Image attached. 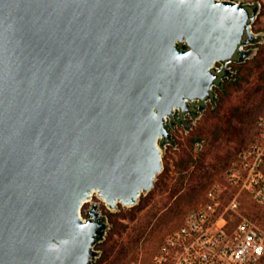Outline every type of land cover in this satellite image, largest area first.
<instances>
[{"label": "water", "instance_id": "95a60500", "mask_svg": "<svg viewBox=\"0 0 264 264\" xmlns=\"http://www.w3.org/2000/svg\"><path fill=\"white\" fill-rule=\"evenodd\" d=\"M249 17L232 1L0 0V264L99 258L84 205L154 189L167 115L210 94L245 30L254 43Z\"/></svg>", "mask_w": 264, "mask_h": 264}, {"label": "rangeland", "instance_id": "374dc122", "mask_svg": "<svg viewBox=\"0 0 264 264\" xmlns=\"http://www.w3.org/2000/svg\"><path fill=\"white\" fill-rule=\"evenodd\" d=\"M258 27L264 28V14L259 19ZM261 67L256 69L249 80L243 81L241 86H237L232 93L227 96L224 106L221 109V116L213 120H205L208 133L204 136V140L196 144L194 152L196 156L207 153L206 167L204 170L197 171L198 175L193 179L189 177L185 188L175 197H170V192H164L162 187L157 188L150 197L147 207L139 213L135 222L130 220V216L122 214H113L112 219L119 220L124 224L131 226L138 225L140 219L149 216L152 218V225L148 231V242L140 248L135 259L129 264H151L154 254L157 252L160 239L166 237L169 233L179 227L182 219L193 209L200 206L206 199L207 192L216 186L226 188L224 194V203L228 205L231 197L239 190L228 186L226 175L233 163L238 160L239 153L258 142L259 129L258 120L264 116V48ZM241 117H237L235 123L237 129L227 131L220 139H215L213 133L217 125L225 126L222 117L226 116L230 111H236ZM240 128V129H239ZM181 142V149H171L167 155L166 163L170 169L171 177H175L172 182L175 183L179 174L176 173V162L180 153L187 148V136L177 137ZM249 146V147H247ZM194 170V167H193ZM193 170L190 172L192 175ZM253 198L250 194L243 192L241 195L242 215L246 216V212L253 205ZM128 207H125L127 210ZM110 214L111 210L106 209ZM248 217V216H247ZM170 219L166 227H158L163 219ZM235 220L239 219V215L234 216ZM261 225V224H260ZM263 228L264 226L261 225ZM157 228V230H155ZM151 236H153L151 238ZM115 239L118 237H114ZM109 261L104 262L107 264Z\"/></svg>", "mask_w": 264, "mask_h": 264}, {"label": "built area", "instance_id": "2783aa9c", "mask_svg": "<svg viewBox=\"0 0 264 264\" xmlns=\"http://www.w3.org/2000/svg\"><path fill=\"white\" fill-rule=\"evenodd\" d=\"M258 142L239 153L228 170V186L237 188L228 205L225 189L211 188L199 207L169 233L151 264H258L264 256V228L242 215L241 195L246 192L264 205V116L258 120ZM238 222L233 227L235 215ZM231 216V217H230Z\"/></svg>", "mask_w": 264, "mask_h": 264}, {"label": "trees", "instance_id": "16d2710c", "mask_svg": "<svg viewBox=\"0 0 264 264\" xmlns=\"http://www.w3.org/2000/svg\"><path fill=\"white\" fill-rule=\"evenodd\" d=\"M260 43L262 44L256 48V52L248 60L237 66L238 71L236 73V80L229 86L227 85L226 92L221 94L218 107L209 111V113H207V115L199 123L198 127L189 135H187L188 147L183 149V151L180 153L179 159L176 162L175 171L177 174H179L177 181L173 184L171 182L175 179V177H171L169 173L171 168L167 166L166 157L164 162V170L158 177L154 189L151 192L144 194L138 205L129 207L127 210H125L123 205H120L117 210H111L110 214L108 213L111 228L108 237L99 245V249L97 250L101 253L100 257L93 260L92 264H103L107 261H109L107 264H129L133 259H135L140 248L143 247L146 242H148V239H150L148 238L147 234L152 225V218L149 216L144 217L143 219H140L138 225L131 226L130 224H124L119 220L112 219L113 214L111 213L114 212L120 215L122 214L125 217L130 216V220L135 222L138 219L139 213L147 207L151 195L157 188L162 187L164 192H170V197H175L185 188L190 176L195 178L198 175L197 171L205 169L207 153L205 152L198 157L194 152L196 144L202 142L204 140V136L208 133L206 125H204L203 122L205 120H213L214 118L221 116V109L224 106L227 96L232 93V90L235 87L241 86L243 81L249 80L254 71L262 66L261 61L263 59L264 41ZM237 111L238 113L236 111H232V114H230V111L226 116L221 118L225 126H222V124L216 126L213 133V137L216 140L220 139L227 131L237 129L235 121L237 117L242 116L239 115V110ZM175 142L178 145V148L172 149L177 151L181 149L182 143L179 142L178 139H176ZM192 170L193 173L190 175ZM253 202V205H251L249 208L250 211L246 212V216L253 219L258 224L264 226V205L259 204L255 200H253ZM183 220L184 218L182 219L179 227L182 225ZM238 220L239 219L234 221L231 220L230 226L233 227L235 223L238 222ZM169 222V218L164 220L162 219L158 227H166ZM155 230H157V228ZM114 237L118 238L115 239ZM152 237L153 236H151V238ZM164 238L165 237L160 239L158 248L162 244ZM258 264H264V256Z\"/></svg>", "mask_w": 264, "mask_h": 264}, {"label": "flooded vegetation", "instance_id": "af4514ba", "mask_svg": "<svg viewBox=\"0 0 264 264\" xmlns=\"http://www.w3.org/2000/svg\"><path fill=\"white\" fill-rule=\"evenodd\" d=\"M216 1H232L243 4L245 8L248 9L250 14L248 22H251V17L254 16V14L256 13V18L253 22V30L257 37L253 39L254 43L245 44L246 40L250 39L248 31L245 30L242 42L239 43L234 57L229 61H226L227 63L223 61H218L215 66L211 69V72L218 75V77L212 84L210 94L205 99L199 97L189 99L187 101L186 108L177 107L173 110L172 113L167 115L165 125L168 130V136L160 140L164 148V162L171 149L178 148V145L175 142L177 137L189 135L193 130L198 127L199 123L203 120L207 113H209V111L214 110L218 107L219 101L221 99V94L226 92L227 85L229 86L232 82L236 80V73L238 71L237 66L248 60L256 52V48L259 47L260 44H262L260 42L264 41V28H259L257 26L259 19L264 14V0ZM177 47L181 51L189 49V46L186 42H178ZM94 205H98L96 213L98 214L97 219L100 221L99 224H101L105 228L102 231V235L98 239V243L96 245V250H98L99 245L108 237L111 228V223L108 211L106 210L109 207L106 202L100 199L98 194H95L92 200L84 205V219H90L92 217L91 210L93 209Z\"/></svg>", "mask_w": 264, "mask_h": 264}]
</instances>
